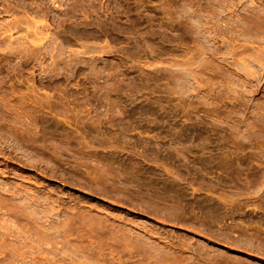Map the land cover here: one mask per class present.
<instances>
[{
    "label": "rangeland",
    "instance_id": "obj_1",
    "mask_svg": "<svg viewBox=\"0 0 264 264\" xmlns=\"http://www.w3.org/2000/svg\"><path fill=\"white\" fill-rule=\"evenodd\" d=\"M0 264H264V0H0Z\"/></svg>",
    "mask_w": 264,
    "mask_h": 264
},
{
    "label": "bare ground",
    "instance_id": "obj_2",
    "mask_svg": "<svg viewBox=\"0 0 264 264\" xmlns=\"http://www.w3.org/2000/svg\"><path fill=\"white\" fill-rule=\"evenodd\" d=\"M3 183V182H2ZM3 188V187H2ZM4 189V188H3ZM17 193V192H16Z\"/></svg>",
    "mask_w": 264,
    "mask_h": 264
}]
</instances>
